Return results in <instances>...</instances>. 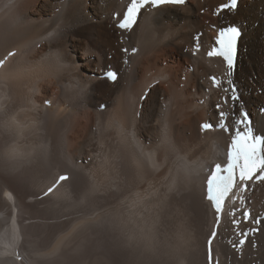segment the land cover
<instances>
[{
  "label": "bare ground",
  "instance_id": "6f19581e",
  "mask_svg": "<svg viewBox=\"0 0 264 264\" xmlns=\"http://www.w3.org/2000/svg\"><path fill=\"white\" fill-rule=\"evenodd\" d=\"M128 1L0 0V264H206L205 170L230 134L200 128L218 120L207 78L220 63L204 50L212 26H241L233 80L264 135V0L220 16L211 9L226 0L143 9L118 34L112 14ZM251 186L259 215L264 181ZM252 227L223 219L219 264H264V220L232 248Z\"/></svg>",
  "mask_w": 264,
  "mask_h": 264
},
{
  "label": "snow or ice",
  "instance_id": "6c2138e0",
  "mask_svg": "<svg viewBox=\"0 0 264 264\" xmlns=\"http://www.w3.org/2000/svg\"><path fill=\"white\" fill-rule=\"evenodd\" d=\"M185 0H129L126 6V10L123 13V18L117 24V27L124 30H131L133 25L137 22V16L146 5L150 4L152 7L160 5H183ZM238 6V0H230V4L222 5L225 8L236 9ZM241 35V30L236 25L220 28L217 37L215 38V47L207 52L209 57H221L227 65L229 74L234 67L237 58V40ZM197 50L199 45H196ZM125 52L128 50L125 49ZM132 52L135 53L136 49L133 48ZM13 53H9L12 55ZM195 54V53H193ZM4 60H0V66H3ZM107 77L111 80H116L117 76L114 72H107ZM213 86H218V82L215 77H212ZM235 92V89H232ZM233 101L238 100V96L233 95L231 97ZM47 103V101H46ZM217 109H220L218 104ZM227 113L224 111L219 112V121L217 127L221 130H227L229 125L224 123ZM242 120L237 123L245 125L243 130L237 131L231 138V143L228 146L227 151V164L221 169V165L217 163L211 175L207 177V199L210 200L217 212V222H219V213L222 208L223 200L227 193L236 185V176L238 172L239 181L247 182L253 179L257 181H264V135H254L253 128L248 122V114L241 112ZM213 127L210 123H204L201 125L202 130L211 129ZM221 172L225 174H221ZM67 176H60L57 183L67 180ZM56 185L48 189L51 193ZM243 197H241L242 199ZM249 213L244 212V217L247 219ZM260 221H257L259 223ZM236 223V221H233ZM215 235V233H213ZM247 236V233L244 234ZM211 244V241H209ZM245 244V239L239 241V245H233L239 250ZM253 243V247H255ZM19 258V257H17ZM212 261L211 249H209V264Z\"/></svg>",
  "mask_w": 264,
  "mask_h": 264
},
{
  "label": "rangeland",
  "instance_id": "374dc122",
  "mask_svg": "<svg viewBox=\"0 0 264 264\" xmlns=\"http://www.w3.org/2000/svg\"><path fill=\"white\" fill-rule=\"evenodd\" d=\"M200 13H201V12H200ZM52 15H53V13H52ZM102 17H103V16H102ZM257 26H258V23L255 22V23H254V27H257ZM109 27H111V26H109ZM38 45H39V44H37V47H39ZM242 50H243V51H241L242 53H244V52L247 51V50H245V48H244V49L242 48ZM111 55H113V54H111V53L108 54V55H107V58L112 59L113 56L111 57ZM167 63H168L167 60H162L161 65H162V66H167ZM99 74H102L101 71H99ZM182 75H183V72H182ZM103 79H104V78H103ZM180 87H181V85H180ZM259 90H262V89H258V91H259ZM258 91L255 92V95H257ZM258 94H259V93H258ZM104 103H105V102H104ZM106 104H107V103H106ZM249 107H251L250 103H249ZM98 109H99V108H98ZM262 113H264V112H262ZM150 142H151V141H149L148 144H149ZM89 160H90V159H88V161H89Z\"/></svg>",
  "mask_w": 264,
  "mask_h": 264
},
{
  "label": "trees",
  "instance_id": "16d2710c",
  "mask_svg": "<svg viewBox=\"0 0 264 264\" xmlns=\"http://www.w3.org/2000/svg\"><path fill=\"white\" fill-rule=\"evenodd\" d=\"M115 71V73H117V71L116 70H114Z\"/></svg>",
  "mask_w": 264,
  "mask_h": 264
}]
</instances>
